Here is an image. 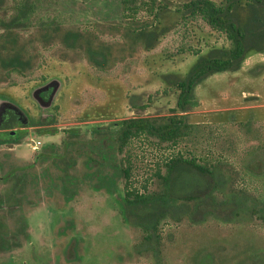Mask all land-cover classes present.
Masks as SVG:
<instances>
[{
	"label": "rangeland",
	"instance_id": "1",
	"mask_svg": "<svg viewBox=\"0 0 264 264\" xmlns=\"http://www.w3.org/2000/svg\"><path fill=\"white\" fill-rule=\"evenodd\" d=\"M46 7L67 23L108 21L119 12L117 0H52ZM97 33L110 39L105 28ZM33 35L40 63L25 81L0 82V120L9 119L8 108L19 116L9 127L15 134L0 130L7 140L0 173L18 168L20 182L13 213L0 207L1 234L13 237L12 245L0 244V264H264V50L194 86L196 103L184 113L189 135L172 145L135 136L121 155L109 140L114 122L168 113L175 93L162 76L183 74L197 55L177 48L185 42L203 53L225 45L222 34L202 23L171 26L149 50L116 47L105 70L83 57L64 59ZM31 139L39 140L34 149ZM175 153L212 164L210 198L222 204L201 215L190 212L193 201L174 204L158 225L154 254L141 249L139 226L123 217L124 182L139 192L157 189L153 172ZM67 156L74 162H63ZM120 156L129 165L126 181L115 167ZM10 187L0 179V197Z\"/></svg>",
	"mask_w": 264,
	"mask_h": 264
},
{
	"label": "trees",
	"instance_id": "2",
	"mask_svg": "<svg viewBox=\"0 0 264 264\" xmlns=\"http://www.w3.org/2000/svg\"><path fill=\"white\" fill-rule=\"evenodd\" d=\"M51 2L0 0V82L16 84L25 81L40 63L33 43V30L40 35L41 41L49 43L48 47L55 49L64 59L75 61L79 59L77 57H83L100 70H105L112 63V51L116 47L121 50L124 47L129 53L149 50L171 26L185 28L187 23H202L208 29L221 33L226 41L225 45L210 46L203 53L185 42L181 43L177 48L179 51L187 50L197 55L183 74L167 72L162 76L167 87L175 93L174 107L166 114L134 115L114 122L117 126L109 140L115 153L121 155H124L122 152L128 140L135 136L142 135L155 143L172 145L189 135L193 125L186 121L184 113L196 103L194 86L212 73L237 70L249 53L264 50V0H117L119 12L116 18L72 23L62 22L48 13L46 5ZM174 2V18L169 26L166 17L171 14ZM103 28L110 31V39L97 33ZM39 77L44 79L42 75ZM142 107L136 106L138 109ZM5 110L9 119L4 118V114L1 116L0 130L19 123L16 111L11 108ZM11 131L9 129V134L16 132ZM6 141L0 138V144ZM9 141L15 142L12 138ZM121 157L115 167L119 165L118 171L126 181L129 165L124 164ZM70 158L62 159L63 162L65 159L66 162H74ZM4 161L0 160V167ZM160 164V168L153 172L159 181L157 189L139 192L128 189L124 182L121 198L124 219L135 222L141 230V249H150L154 254L157 253L158 225L174 204L186 206L188 201H193L190 212L195 215L205 213L215 204L216 208L222 204L210 198V190L215 188L207 178L212 172V164L199 163L194 157L180 153L169 156ZM17 171L18 168H11L0 173V179L11 181L9 191L0 197V207L3 205L5 213L12 214L19 203ZM260 211L258 216L264 223V206ZM1 224L0 220V244L11 242L12 245V235L1 234Z\"/></svg>",
	"mask_w": 264,
	"mask_h": 264
},
{
	"label": "water",
	"instance_id": "3",
	"mask_svg": "<svg viewBox=\"0 0 264 264\" xmlns=\"http://www.w3.org/2000/svg\"><path fill=\"white\" fill-rule=\"evenodd\" d=\"M52 84V82H47L44 86H42V89L44 88H46L47 87V85H51ZM41 89V88H40ZM54 90V89H53ZM37 91V90H36ZM3 105H5V102L4 103H1L0 104V113H1V110H2V107H3ZM8 105V104H7ZM11 132H13V131H11ZM12 144L10 143L9 144V146H11Z\"/></svg>",
	"mask_w": 264,
	"mask_h": 264
},
{
	"label": "built area",
	"instance_id": "4",
	"mask_svg": "<svg viewBox=\"0 0 264 264\" xmlns=\"http://www.w3.org/2000/svg\"><path fill=\"white\" fill-rule=\"evenodd\" d=\"M38 144H39V140L31 139V143H30L31 148L33 149L36 148Z\"/></svg>",
	"mask_w": 264,
	"mask_h": 264
},
{
	"label": "crops",
	"instance_id": "5",
	"mask_svg": "<svg viewBox=\"0 0 264 264\" xmlns=\"http://www.w3.org/2000/svg\"><path fill=\"white\" fill-rule=\"evenodd\" d=\"M251 54H252V53H251ZM248 57H250V54H249V55H247V56H246V57L243 59V61H245V59H246V58H248Z\"/></svg>",
	"mask_w": 264,
	"mask_h": 264
},
{
	"label": "flooded vegetation",
	"instance_id": "6",
	"mask_svg": "<svg viewBox=\"0 0 264 264\" xmlns=\"http://www.w3.org/2000/svg\"><path fill=\"white\" fill-rule=\"evenodd\" d=\"M46 92H47V91H43V92H41V94H43V95H44Z\"/></svg>",
	"mask_w": 264,
	"mask_h": 264
}]
</instances>
